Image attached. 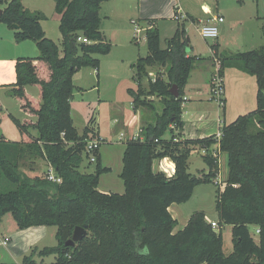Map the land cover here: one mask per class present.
I'll return each mask as SVG.
<instances>
[{
	"label": "trees",
	"instance_id": "1",
	"mask_svg": "<svg viewBox=\"0 0 264 264\" xmlns=\"http://www.w3.org/2000/svg\"><path fill=\"white\" fill-rule=\"evenodd\" d=\"M108 1L54 0L59 48L46 38L43 14L29 11L20 0H0V23L13 31L17 43L32 41L39 51L37 57H19L15 62L11 92L25 118L14 121L20 141L0 135V218L10 214L19 230L56 228L57 245L33 249L23 263L34 264L36 253L54 255L55 264H264V45L215 56L221 78L226 69H236L254 77L257 86L255 110L220 128L218 146L227 156L228 173L224 189L216 191L219 230L211 228L204 213L195 212L181 231L173 233L176 220L168 208L186 203L196 186L212 182L215 176L212 171L200 177L190 174L188 159L195 147H209L216 139L181 140L178 134L183 128V89L191 71L199 68L196 63L206 59L187 56L183 25L165 49L159 47L156 27L145 31L147 55L136 63L137 89L129 95L134 110H150L147 99L152 96L161 102L160 110H150L153 116L141 127L142 140L125 142L120 172L124 193L99 191V177L110 169L101 168L99 156L93 173L82 167L86 142L97 138L96 120L91 118L80 136L70 102L73 75L83 67L97 69L95 56L111 50L100 31L99 16L100 6ZM260 31L264 37V22ZM156 67L164 68L165 78L149 77L148 70ZM141 78L147 79L146 86L140 84ZM173 85L177 98L169 92ZM27 87H35L36 96L28 94ZM163 158L174 164L170 178L152 170L153 161ZM39 162L50 166L60 182L48 180V174L28 175L20 169L33 172ZM224 225L231 227L228 254L222 248ZM76 227L86 228L87 235L74 247H66Z\"/></svg>",
	"mask_w": 264,
	"mask_h": 264
},
{
	"label": "rangeland",
	"instance_id": "2",
	"mask_svg": "<svg viewBox=\"0 0 264 264\" xmlns=\"http://www.w3.org/2000/svg\"><path fill=\"white\" fill-rule=\"evenodd\" d=\"M25 5L28 0H20ZM159 9H151L150 4L144 6L141 12L144 19L157 18V20H144L140 23V16L136 11H127L130 21L125 16L118 22H104L103 27L106 31V39L111 43V50L106 55H97L99 60L97 69L94 67H83L73 75V84L75 86L74 96L70 102V115L74 128L80 136L91 118L96 120L97 139L100 147L97 152L101 168H109L110 171L99 177L97 189L104 193H124L123 182L120 178L122 169V154L125 142L132 135L136 134L141 128L140 112L144 116V121L152 119L153 112L160 110L161 102L155 96L147 100L151 102L149 109H142L139 112L133 109L131 104L130 90L137 89L136 63L139 58L147 55V45L145 31L150 27H156L159 34V47L165 49L167 42L171 39L178 29L183 25L185 36L188 39V52L195 58H206L205 61L196 63L197 69L203 68V72L191 75L190 85L194 86L203 84L207 87V93L203 94L206 105L214 110V115L222 116L225 109L224 121L231 123L238 116L253 112L256 108L255 79L250 75H242L249 81L237 80V71L226 70L223 73V95L222 104L213 100L211 94V79L216 75V66L214 51L211 50L213 45H218L219 53H243L258 49L264 45V37L259 31L261 19H264V0H158ZM178 3L182 16L185 19L174 17V3ZM22 4V5H23ZM31 6L39 7L41 13L45 15L46 20L41 21V26L46 34V38L54 41L61 47V35L59 32V22L54 11V0H31ZM29 5V3H28ZM121 7L119 3L116 5ZM30 7V6H29ZM143 7V5H142ZM124 11V12H125ZM36 12V11H35ZM131 12V13H130ZM189 14L191 18L187 17ZM223 18V24H218V39L203 40L198 33L200 28L199 21H205V15L218 14ZM178 16V14H177ZM7 30L3 24H0V30ZM11 43V47L8 46ZM7 43L0 44V75L9 74L13 77L12 83L15 82V58L30 57L34 58L39 55L36 45L32 41H24L18 45L10 37ZM15 47L10 54L9 51ZM188 50V49H187ZM11 52V53H12ZM209 58V59H207ZM212 59H214L212 61ZM15 60V61H14ZM208 60V61H207ZM149 77L159 76L165 78L164 68L156 67L148 70ZM227 76V80L226 77ZM197 79H201L197 81ZM142 86L147 85V79H138ZM28 94L36 96L35 87H27ZM9 91V90H8ZM6 91V93H8ZM12 102L18 103L15 97H11ZM19 105V104H18ZM208 107L205 110H208ZM16 108L17 105H16ZM12 110V108H10ZM199 113L203 111L197 110ZM218 111V113L216 112ZM197 112V113H198ZM208 113V112H204ZM15 117L16 114H14ZM21 115H19L20 117ZM17 117V118H19ZM116 119V121H114ZM5 126L13 132V138L9 141H20L21 133L11 119L3 120ZM143 125V124H142ZM35 135V130H29ZM97 163V162H96ZM96 163L90 164L87 159H83V170L93 173ZM34 168L38 174H47L45 164L39 162ZM205 165L200 154H194L191 159L190 172L199 175L200 170ZM85 168V169H84ZM218 186L215 182L202 184L194 190L191 198L181 209V216L187 217L189 213L204 212L209 220L216 221L215 198ZM222 190V186L219 188ZM6 218H10L9 215ZM55 232L56 228L51 227ZM219 230V227H218ZM256 232V231H255ZM253 233V229H251ZM222 248L225 253L231 251V227L224 225L221 228ZM56 239L54 236L48 237L46 245L55 246ZM54 256H46L41 259L35 258L36 264H54ZM19 264H23L22 261Z\"/></svg>",
	"mask_w": 264,
	"mask_h": 264
},
{
	"label": "crops",
	"instance_id": "3",
	"mask_svg": "<svg viewBox=\"0 0 264 264\" xmlns=\"http://www.w3.org/2000/svg\"><path fill=\"white\" fill-rule=\"evenodd\" d=\"M157 2H159V1L158 0H110L108 2L103 3L100 6V10H99V16H100V20H101V22H100L101 33L104 35V37L106 39V36H105L106 31L104 30V27H103L104 22H112V24L113 23L118 24V22L123 18V16H125L130 21H133L134 20L133 18H129L128 15L126 16V14H128V13L125 10H127V9H128V11L131 10V11H136L137 13L139 12L138 15L140 16L139 20H141L140 23H142L144 20H157V18L144 19L142 16H145V15H142V13H141L144 10V6L147 4H150L151 9H155V10L159 9ZM28 3H29V5H28ZM28 3H26L24 5L22 2L23 6L25 8H27L29 11H31V12L36 11L38 13H41L39 7H37L35 5L31 6V4H30L31 0H28ZM117 3L120 4V6H121L120 8L116 6ZM142 5H143V7H142ZM173 8H174V5H173ZM41 14H43V13H41ZM186 15H187V17L191 18V21H194V19L188 13ZM216 15H219V13ZM205 16H206L205 21H207L208 19L214 17L215 14L205 15ZM219 16H221V15H219ZM205 21H199V23L205 22ZM262 22H264V19H261L260 26H261ZM260 26H259V31H260ZM2 29H4V28H1V30H0V44H2V46L5 45L4 43L8 42L10 37L13 38V41L17 45L19 44L15 41L13 31L11 29H9L7 27H6L7 30H2ZM260 33H261V31H260ZM217 39H218V37H217ZM7 44L9 47H11L10 42H8ZM213 46H214V48L212 47L211 50L214 51V57L215 56L218 57V55L220 54V53L218 54V45L216 44ZM15 47H17V46H14V47L12 46V48L9 51L10 54H14L13 57L17 56V55H15L16 53L12 52V50ZM189 48H191V47L187 46L188 51L190 50ZM191 50H192V48H191ZM187 56L193 57L190 55L189 52H187ZM17 58H19V57H17ZM17 58H15V60ZM193 58H195V57H193ZM203 59H206V58H203ZM207 59H209V58H207ZM214 59H212V61ZM214 66H216V65H214ZM226 70L237 71L238 74L236 77H238L237 80H239V81H245V82L249 81L246 78H244V76H242V75H246V74L239 71V70H236V69H226ZM203 71L204 70L201 68L200 69L196 68V69L192 70L190 75H189L187 84L183 89V98H182V103H181V108H182L181 120L183 122V128L181 131L178 132V134H179L181 140H184V139L202 140V139L209 138V137H213L216 139V143L210 145L209 147L198 146V147L194 148V150L191 152L190 157L188 159V172L190 174H192L190 172V166H191V159H192L193 155L194 154H200V157H201L205 167L200 170L199 175H196V174H192V175L200 177L201 175H206L210 171H212L215 174V176L212 178V182L218 181L220 183V185H222V190H223L225 187L224 182L227 179V173H228L227 156L219 151L218 139L220 137V134H219L220 128L225 123L224 116H225L226 111H225V109L223 110L222 116H220V115L215 116L214 115L215 111L211 110L206 105V102H208V101H206L205 98L203 97V94L207 93V87L203 84H200V85L195 84L194 86H189L190 85L189 82L191 80V75L196 74V73L199 74V72H203ZM225 78L227 80V76ZM12 80H13V77L10 76L9 74H1L0 75V135H2L7 140H9L8 138H13L14 135H13V132L5 126L3 120L11 119L13 121V123L15 124V122H14L15 120L21 122L25 118V115L21 111L18 103L12 102L14 100H12V98H11L12 96L9 95V93L11 92V84H13ZM199 80H201V79H197V81H199ZM255 83H256V81H255ZM223 84L224 83L222 81V85ZM256 90H257V86H256ZM6 91H8V93H6ZM16 105L18 108H16ZM204 107H208V110H205L206 108H204ZM10 108H12V110ZM202 109H203V111L201 112ZM197 110H200L201 113H199ZM204 112H208V113H204ZM216 112L218 113V111H216ZM14 114H16L17 117H19V115H21V116L19 118H17V117H15ZM140 117H141V121H142L141 127L144 126L145 124H147L148 122H150V120L148 122L144 121L145 118L142 115V112H140ZM114 121H116V119ZM174 133L177 134V132H174ZM96 136H97V131H96ZM165 138L168 139L169 135H166ZM205 157H207L210 162H206ZM41 163L45 164L44 162H41ZM20 169L22 171H24L25 173H27L28 175L38 174L35 171L32 172V171L27 170L25 167H21ZM45 169H46L47 174L54 175L53 170L47 164H45ZM152 170H153V172H161L163 174H166L165 176L170 178L174 174V164L168 158L158 159V160L153 161ZM83 171H85V170H83ZM198 186H200V185H198ZM198 186H196V187H198ZM196 187L194 188V190L196 189ZM194 190H193V192H194ZM183 205H186V203L172 204L168 208V212L170 213L171 217L174 220H176V227L174 228L173 233L181 231L186 226L190 216L192 215V213H189V215L187 217L181 216L180 212H181ZM193 213H195V212H193ZM202 213H204V212H202ZM8 215L10 218H6ZM216 218L218 219L217 214H216ZM205 219L208 223L213 222V220H209L206 215H205ZM214 222H216V221H214ZM217 222H218V220H217ZM55 233H56V230L54 232L53 230H51V227H47V226H33V227H29L26 229L19 230L17 228L12 216L10 214L4 215L2 218H0V238L1 239L7 238L8 242L6 243V245H0V264H19L20 261H22V263H23V259L28 257L31 254L33 249H35L37 252V251L43 249L44 247H49V248L55 247L57 244L55 246L46 245L47 244L46 243L47 238L51 237V236L55 237ZM231 250H232V248H231ZM230 252H228V253H230ZM228 253H226V254H228ZM52 256H54V255H52ZM36 257H39V256H37V254L34 253L32 256V261L34 262V264H36V262H35ZM41 258H43V257H39L38 259H41ZM53 258L55 261V256ZM39 262H41V264H42L43 260L42 261L39 260ZM54 264H55V262H54Z\"/></svg>",
	"mask_w": 264,
	"mask_h": 264
},
{
	"label": "built area",
	"instance_id": "4",
	"mask_svg": "<svg viewBox=\"0 0 264 264\" xmlns=\"http://www.w3.org/2000/svg\"><path fill=\"white\" fill-rule=\"evenodd\" d=\"M173 2H175L176 0H172ZM178 14V16H177ZM174 17H178L181 19H185V16H182L179 4L176 2L174 3ZM223 23V18L222 16L219 15H215L214 17L208 19L205 22H200V28L198 29V33L199 36L203 39V40H215L217 39L219 32H218V24ZM82 41L84 43H86L87 41L85 39H80L79 41ZM215 65L216 68L218 69V63L215 61ZM216 75L211 79V94H212V98L215 102H217L218 104H222V95H223V85H222V79L221 77L217 74L216 71ZM133 140V141H137V140H142V136H141V128L138 130V132L134 135H132L130 138H128L127 140ZM100 147V142L99 139H94V140H88L84 146V155L86 156L88 163H96L97 161V152L99 150ZM165 173V172H164ZM166 175V174H165ZM48 180L55 182V183H59L60 180L58 178H56L54 175L48 174ZM216 185L218 186V188H220L222 185H220V183L218 181H216ZM211 228L214 231H218V224L216 222H211L210 223ZM256 234L258 233V231L256 230L255 232ZM8 242V239H1L0 238V245H6V243Z\"/></svg>",
	"mask_w": 264,
	"mask_h": 264
},
{
	"label": "water",
	"instance_id": "5",
	"mask_svg": "<svg viewBox=\"0 0 264 264\" xmlns=\"http://www.w3.org/2000/svg\"><path fill=\"white\" fill-rule=\"evenodd\" d=\"M1 14H2V10L0 9V15ZM13 29H17V26L13 25ZM169 92L174 98H177L179 96L177 87L175 85L172 86ZM9 95L13 96V92H10ZM86 235H87L86 228L76 227L72 233L71 238L67 240L64 245L66 247H74L75 244L80 240H82Z\"/></svg>",
	"mask_w": 264,
	"mask_h": 264
}]
</instances>
